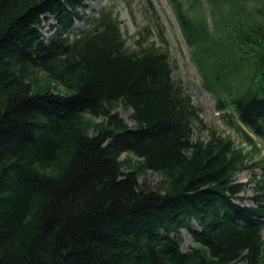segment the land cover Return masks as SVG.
<instances>
[{
	"label": "trees",
	"instance_id": "trees-1",
	"mask_svg": "<svg viewBox=\"0 0 264 264\" xmlns=\"http://www.w3.org/2000/svg\"><path fill=\"white\" fill-rule=\"evenodd\" d=\"M81 8V0H0V264H261L264 182L251 206L238 203L244 185L233 177L245 157L214 133L192 141L197 109L167 52L128 50L111 12L74 32ZM259 12L263 21L238 22L214 47L196 43L182 16L181 24L218 112L230 107L264 140ZM116 103L131 109L132 128ZM85 115L103 120L93 135ZM123 154L139 166L123 172ZM145 170L164 176V193L138 183Z\"/></svg>",
	"mask_w": 264,
	"mask_h": 264
},
{
	"label": "rangeland",
	"instance_id": "rangeland-1",
	"mask_svg": "<svg viewBox=\"0 0 264 264\" xmlns=\"http://www.w3.org/2000/svg\"><path fill=\"white\" fill-rule=\"evenodd\" d=\"M81 3L79 16L82 21L75 24L74 32L85 31L88 20L98 13L111 12L120 24L128 50L137 51L153 44L167 52L173 80L181 85L197 109L198 118L192 124V141L207 142L214 133L219 138L231 141L234 149L242 152L245 157L244 168L234 175L233 181L244 185L239 194L242 201L237 202L251 206L256 193V182H264V140L244 128L230 107L224 112H218L215 99L202 85L194 55L198 45L188 43L181 16L200 34L199 37L196 33L193 36L196 43L214 47L231 33L238 22L263 21L259 9L264 11V0H231L230 3L219 5H211L206 0H81ZM53 25L49 16L42 19L40 30L46 39L51 36ZM112 111L129 127H133L131 109L122 103H116L112 106ZM84 120L90 125L91 135L103 123L101 118L89 115H85ZM119 160L129 165L123 168V172L137 168L140 164L139 159L127 154L121 155ZM164 181L162 174L147 170L142 171L138 177L140 185L145 184L161 193H164ZM180 237L181 250L188 252L194 246L189 234L183 230ZM261 264H264V254Z\"/></svg>",
	"mask_w": 264,
	"mask_h": 264
}]
</instances>
